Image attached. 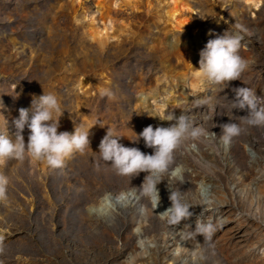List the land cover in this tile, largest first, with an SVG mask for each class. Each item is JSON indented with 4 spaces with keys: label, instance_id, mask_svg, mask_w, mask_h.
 <instances>
[{
    "label": "rangeland",
    "instance_id": "rangeland-1",
    "mask_svg": "<svg viewBox=\"0 0 264 264\" xmlns=\"http://www.w3.org/2000/svg\"><path fill=\"white\" fill-rule=\"evenodd\" d=\"M236 24L246 29L239 55L248 67L219 92L195 78L199 52L210 30ZM242 86L264 95V0H0V134L15 139L19 109L44 92L63 110L58 132L104 125L90 129V147L62 168L27 153L0 165L9 181L0 264H264V125L241 124L225 145L221 125L248 110L193 107L198 94L230 105ZM177 104L208 134L174 151L153 210L139 190L147 173L118 175L98 146L110 126L124 135L121 144L151 154L142 138L132 140L150 124L168 126L154 114ZM178 166L183 183L170 175ZM169 188L192 205L179 225L161 218ZM121 192L124 204L100 211L105 193ZM197 221L214 226L211 241L187 239Z\"/></svg>",
    "mask_w": 264,
    "mask_h": 264
},
{
    "label": "clouds",
    "instance_id": "clouds-1",
    "mask_svg": "<svg viewBox=\"0 0 264 264\" xmlns=\"http://www.w3.org/2000/svg\"><path fill=\"white\" fill-rule=\"evenodd\" d=\"M202 19L206 17H200ZM246 29L242 25L236 24L232 30H225L223 34H216L209 31V35L214 38L208 39L205 46L199 52V67L194 74L197 80L202 81L209 86H215L219 92H222L228 83L240 79L241 74L248 67V62L239 55L242 35ZM234 97L231 104H221L220 101L212 95H196L193 99V107L207 106L213 114L217 107H223L226 111L248 110L246 116H241V120L236 122L231 116L232 121L223 125L220 138L225 145L230 144L233 137L238 136L243 131L241 124L249 126L264 125V95H257V92L249 87H235L232 89ZM190 109H181L179 115L168 109L162 110L157 116L161 121L171 122L168 126L148 125L136 134L135 142L142 138L145 147L152 148L151 154H146L138 147H128L119 142L124 135L120 134L115 128L108 126L106 134L99 143L98 154L105 162H110L118 175L138 176L141 172L147 173L139 187L140 194L149 199L153 205V210L160 203L159 189L157 185L166 178L170 166L174 162V151L187 139L198 140L206 137L208 131L201 126H197L190 115ZM31 113V115H30ZM63 114L57 97L51 93H45L39 97H34L31 108H20L19 116L13 123L17 128L15 139L7 134H0V165H3L9 159L23 160L27 153L30 158L37 161H46L52 168H62L65 160L70 158L73 153H83L90 147V129L100 124L99 121L90 127H75L74 132H58L60 127V116ZM27 125L29 131L27 143L23 136V130ZM183 168L176 167L171 171V176L184 182ZM8 177L0 173V200L6 199V189ZM170 189L169 200L171 206L161 212V218H166L170 225H179L183 219L192 215L189 211L191 204L184 201L181 192ZM208 189L201 188V197L204 211H207ZM128 196L121 192L113 197L111 193H105L102 197L104 208H114L117 204H124ZM114 201V202H113ZM90 212L98 211L96 208H90ZM203 214V213H202ZM215 231L211 223L204 224L197 221L195 230L188 233L187 239L202 235L206 241H211V236ZM183 239V237H182Z\"/></svg>",
    "mask_w": 264,
    "mask_h": 264
},
{
    "label": "bare ground",
    "instance_id": "bare-ground-1",
    "mask_svg": "<svg viewBox=\"0 0 264 264\" xmlns=\"http://www.w3.org/2000/svg\"><path fill=\"white\" fill-rule=\"evenodd\" d=\"M177 12H179V10H176V11L174 12V14H173V16H172L173 18L176 17ZM180 107H181V104H177V105L175 106V112H176L177 109H179ZM190 110H191V109H190ZM190 112H192V110H191ZM155 114H156V113H155ZM155 114H154V115H155ZM176 115H178L177 112H176Z\"/></svg>",
    "mask_w": 264,
    "mask_h": 264
}]
</instances>
